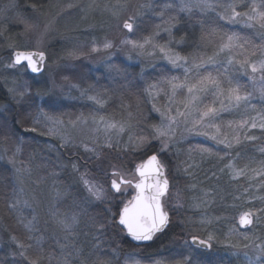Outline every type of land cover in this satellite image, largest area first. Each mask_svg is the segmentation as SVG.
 Segmentation results:
<instances>
[{
	"label": "rangeland",
	"instance_id": "374dc122",
	"mask_svg": "<svg viewBox=\"0 0 264 264\" xmlns=\"http://www.w3.org/2000/svg\"><path fill=\"white\" fill-rule=\"evenodd\" d=\"M33 1L35 2V4H33L36 5V8L32 9L29 6L27 10L29 8L31 11L26 15L24 14L26 22L30 25H34L31 31H25L23 25L15 21L17 12H27L25 9L19 11L17 8L13 9L11 7L12 4H16V0H5L3 5L2 3L0 4V33L7 26L11 27L10 29H13L12 26H15L21 37L18 47L24 48L25 50L44 51L47 53L43 72L38 76H33V79L27 78V83L29 86L33 84L35 91H33L32 88L30 90V95H27L21 102L23 103V101L27 99L28 102L26 105H28L29 101L34 98V95H36L38 91L42 93V95L36 96L34 101L42 103L47 102V108L49 105H58L62 102H69V104L75 102V107L71 108L73 112L69 111L66 114V116L71 118V122L64 123L61 118L53 116V114L50 113L48 114L62 122V132L60 134L71 141L67 146H62V141L59 139L58 135H49L47 133V129L51 128L52 125L46 122L43 117H40L39 111L34 114L32 125L36 128L35 132H38L44 137L49 152L56 154L60 151L77 162V164H70L71 171L74 172L76 176V184L83 191L84 198H87L92 204L98 206L97 210L101 212L99 227L103 225V231L100 232L104 233V235L109 238L108 241H111L113 244L111 248L118 251L122 247L123 239L126 235L121 228L118 229L119 226L116 223L117 215L114 214H117L118 208L123 206V203L131 199L134 190L132 186H128L126 191L114 193L109 187L111 176H105L104 172L111 173L113 169L110 166L115 165L116 169L124 173L127 178L135 180L134 168L135 165L141 161L143 156L139 153L126 150L129 135L134 134L133 127L130 132L125 131L123 134L117 135L112 131L106 132L104 130L105 125L100 123L101 119L107 122L127 121L129 113H131L133 119L137 112V109H135L136 112L129 110L133 105L135 108L137 107V99H131L133 104L131 105L128 103L130 100H124L120 93L114 94V89H120L123 85L122 77L118 76L119 73L126 69V71L129 72V77L135 75L138 81L139 77L141 80L146 76H152V78L156 79L151 85H147V77L144 79L145 81H143V83L140 81L142 90L143 87L146 89L147 107L148 111H150L151 119L149 122L146 120L143 121L141 126L142 131H140L139 134H149L151 131L150 126L161 124L162 117L160 113L166 112L170 106L171 88L166 82V79L172 76H178L181 80L184 79L183 68L172 66L169 61L164 58V55L160 53L157 48L153 47V45L167 44L170 49L188 58L189 62L185 64L184 67H191L193 62H199L197 59L198 57L212 56L214 52L217 51L220 43V36L222 32L226 33L225 29H232L234 31H239L241 35L250 36L252 37V42L257 45L261 43V40L258 36L254 35L255 29H243L240 25H229L225 22H219L212 27L210 21L215 19V13L202 15L198 11H194L190 17L189 14L179 11L180 0H49L48 2L45 1L44 5H42L41 0ZM219 2L226 5L230 0H219ZM262 2H264V0H246L249 8L252 3L260 5ZM164 4H171L173 7L165 11L164 15L161 17L159 13ZM142 5L151 6L142 7ZM238 10L243 11L247 9L242 8ZM216 11L220 12L222 9L217 8ZM169 16H176L179 20V24L172 29L175 40H179L181 37L184 38L183 43L179 45L174 41L169 43L170 37L168 33L164 31V29L169 26L167 24ZM130 17L135 20L132 32L124 29L122 26L123 22L129 20ZM196 20L204 21L203 25L201 26L195 23ZM144 27H146L145 30H143ZM213 28L217 29L216 33L214 35L211 34L210 39L206 40L204 43H200L202 30L210 34ZM142 30L144 31L143 33ZM230 32L232 31H228L227 33ZM123 40H135L140 43L148 40L150 44L146 45L143 50L132 49L131 46L121 45V41ZM106 41H111L113 43L112 49L105 50L103 48V44ZM12 46L13 45H8L7 48V52H9L8 61L1 63L2 57H0V71L2 69L4 72H7L6 76H11L12 74L13 77L14 75L12 72L18 71V73L21 74V76H18L26 78L29 74L25 67H7L12 62L11 52L15 49ZM93 46L97 47L99 51L93 52ZM251 51V48L246 52L237 50L231 53H222L216 58L226 64L229 58L243 60L246 56H249ZM260 58L261 56L259 53L255 56H250L252 61H257ZM109 64L117 66L120 71H109ZM206 71H212L213 75L216 74L215 69L210 66H206V69L202 70L201 74H205ZM229 74L234 77V83L239 82V84L242 85V93H249L251 99L247 104H241L238 108H232L228 112L221 113L214 123L220 124L222 126V131L229 138H232L233 135L238 132L242 138V143L247 142L243 141V136L245 134L254 137L264 136V129L259 127L255 129L245 128L234 130L235 124L241 120L254 119L256 123L259 124L260 118H264V112L262 113L255 107L257 103L262 102L264 104V98H262L258 92V89L264 86V84L260 83V77L264 74L259 72L252 74L250 68L247 74H245L244 70L239 67V64L232 65L229 69ZM192 75H195V73ZM252 75L256 76L255 85L250 79ZM6 76L5 78L7 79ZM189 79H191V76ZM7 81L13 83V81L17 82L18 79L9 78ZM23 84H26V82L23 81ZM228 87V85H225V89ZM88 96H96L101 103L97 104L95 101L88 99ZM116 98H119L122 104L127 103L125 105L126 108L117 103L116 108L118 110L111 109L109 105L112 104V102L114 103ZM212 99L213 97L211 96L203 98L198 107L203 108L204 105L211 104ZM187 101L188 94L186 89L182 92H178L171 102L173 111L168 113V115H175V109L184 111L183 104L187 103ZM153 105L160 111H154ZM2 106L3 104H0V112H2ZM66 106L68 105H63V107ZM216 106L219 105L217 104ZM34 108L35 105L25 106V112H31ZM229 113L230 115H228ZM36 120L39 121L38 125ZM83 120H86L87 123H82L81 121ZM178 120H180L179 125H174L175 137L165 151L159 152L158 150L161 144L157 141H153V143H156L155 152L159 155L160 159L161 156L166 158L167 167L170 170H172L173 167L172 162H170L173 156L172 154L180 153L179 147L180 145H185V143H192L196 146L204 145L206 147L219 148L223 154L227 151L229 155L232 154L234 148L239 146L237 145L233 149H225L224 146L215 145L214 142L202 135H190L184 131L183 120L180 118H178ZM93 121H96V123ZM164 122L166 123V120ZM131 123H133V121H131ZM230 123L233 127H229ZM109 139H111L114 144L119 141L118 145L112 149L102 147L106 145ZM37 144L42 145L39 139H37ZM93 144L96 145L98 151H101L102 148L101 159H96L91 152H86L84 150L85 145L91 148ZM260 148H264V145L256 147L258 151ZM103 150H112L115 155H105L104 157L102 155ZM107 154H111V151ZM10 158H13L12 155L7 154L2 146H0V159L4 160L9 166L11 170V182L15 188V198H13L12 201L26 209L29 215H31V219L35 216L37 218L36 221L40 220V224H43L42 226L46 224L47 227V224L51 223L52 225L49 226L51 229L48 227L47 229L62 240H64L65 233L61 230L60 226L53 220V222H46V217L44 215L48 214L49 219H52L50 211L54 208H58L61 215L68 216H71L76 210V213L80 216V222L75 228L74 237L68 242L73 252L74 249H79L83 252V256L80 257L78 263L87 264V260L92 259L94 248L90 244L87 233L89 216L84 214L82 204L79 205L80 201L74 200V202L77 201L78 203H73V210L72 208L60 210V207L56 206V204H58L62 198L71 195L70 191L51 178L45 180V178L39 175V172L41 174L44 173L35 162L32 161L20 166V164L14 160L15 164L13 166L8 163ZM73 165L78 166V171L73 170ZM16 168L21 169V173L18 177L15 172ZM185 168L186 166L184 164L178 167L176 165L173 167L174 172H167L170 178L172 175V179H176L173 184L171 183L168 194L164 197L166 201L165 209L167 211L172 208L175 211L181 209L183 196L180 188L181 183L178 181L177 177L184 175L182 172ZM36 172L40 181L35 177ZM58 173L59 172H57V174ZM70 173L71 172H69V174ZM81 176L103 187L105 191V199L103 201H96L89 195L86 186L81 180ZM249 177L253 180H264V175L257 176L254 172ZM24 181L31 184L32 188L27 186ZM256 182H258V180H256ZM20 189H23V193H21ZM57 190L62 194L68 193V195L57 200ZM24 200H28L31 207H26L23 204ZM196 201H199V199ZM199 203H202V200L199 201ZM43 230H45V228ZM5 235L0 225V247L2 245L6 248L8 247L7 250L13 255V253L18 251V242H14ZM156 236H158V234L155 235V237ZM190 236L193 235L185 234L184 240L188 241ZM207 237L208 236H205L203 238L207 239ZM182 240L183 238L178 236V242ZM253 243V241L249 240L247 244L248 247H243L241 249L230 247L228 251L234 255L239 254L243 260L248 262V257L253 259L256 258L255 251L252 247ZM141 252L142 250L139 248H132L129 252L131 255H123L127 254V252H123L120 258L121 256L123 257L120 261L118 260L117 264H136L137 261L139 264H156V262H159V264H166L159 260L151 261L146 257H141ZM78 258L75 257L74 254L71 260H76ZM19 261L22 262V264H26L20 259Z\"/></svg>",
	"mask_w": 264,
	"mask_h": 264
},
{
	"label": "trees",
	"instance_id": "16d2710c",
	"mask_svg": "<svg viewBox=\"0 0 264 264\" xmlns=\"http://www.w3.org/2000/svg\"><path fill=\"white\" fill-rule=\"evenodd\" d=\"M41 1L42 5H44L45 1L48 2L49 0ZM1 3L3 5L5 0H0V4ZM33 3L35 4L33 0H16V5H18L17 9L19 11L22 9L27 11L25 13L21 11L23 15L31 11L29 8L27 10V7H31ZM214 25L216 24H212L211 26L214 27ZM10 28L11 27L7 26L0 33L1 63L9 60V52H7L8 45H13L12 47L15 49H24L18 47L21 37L17 27L12 26L13 29ZM145 29L146 27H144L143 30ZM143 30L142 33L144 32ZM225 31L234 30L225 29ZM223 33L224 32H222V34ZM210 37L211 34L202 30L199 42L204 43L206 40L210 39ZM6 73L7 72L1 69L0 104H3V106L2 112H0V122L6 121L9 127H11L12 117L15 116L17 120L21 121L22 129H31L34 127L32 123L34 114L38 111L37 106L42 107L46 113L61 118L64 123L71 122V118L66 116V114L72 111L71 108L75 107V102L70 104L69 102H62L58 105H49L47 108V102H35L36 95H34V98L32 96L33 99L28 103V105H35L34 110L25 112V106H28L26 105L28 100L26 99L23 103H17V100L13 98L14 93L8 92L7 89L15 88L17 92L23 91L25 86V84H23L24 81L31 90L33 84L29 86L27 78L33 79V76H26L25 74L26 78H21V74H19L18 71L12 72L14 77L12 74L11 76H6ZM118 76L122 77L123 85L120 89L115 88L114 94L120 93L124 100H130L128 103L131 105H133L131 99H137V107L135 108L133 105L134 108L132 106L129 110L136 112L135 109H137L135 117L132 119V125L133 133L139 134V132L142 131L141 126L143 121L146 120L149 122L151 119L150 111H148L147 107L146 89L143 87L142 90L140 87V81L143 83L147 76L141 80L139 77L138 81L135 75L129 77V72L126 71V69L120 72ZM9 78H17L18 81L10 83L7 81ZM155 80L156 79L152 78V76H148L146 80L148 82L146 83L147 85H151ZM33 91H35L34 88ZM117 103L126 108L125 105L127 103L122 104L119 98H116L114 103L112 102V104L109 105L110 108L118 110L116 108ZM63 105L68 106L63 107ZM255 107L262 113L264 112V104L262 102L257 103ZM228 115H230V113ZM17 136L23 141L22 144L19 143L16 137L7 135V129H0V146H2L3 150L6 151L7 154L12 155L13 159L16 160L20 166L32 161L35 162L44 173L41 174L39 172V175L45 178V180L51 178L70 191L71 195L62 198L58 204H56V206L60 207V210H68V208H72L73 210V203L77 204L80 201L79 205L82 204L84 214L89 216L87 233L90 244L94 248V252L92 259L87 260V264H93L97 255L109 261L110 264H117L118 260L120 261L123 257L121 256L120 258L123 252H127V254L123 255H131L129 252L132 248L141 249V257H146L151 261L159 260L166 264H184V258L189 255L192 256L194 261L199 262V264H248L239 254H231L228 249L230 247L241 249L248 244L249 240L257 244L264 241V212L258 213L260 217L259 221L246 229H241L236 221L239 213L242 211H246L249 208L253 210L264 209V200L261 199V197H264V180H253L249 177L253 173V169H259L262 162H264V153L256 149V147L264 145L263 135L256 137L255 141H247L239 144V146L232 150L231 156L228 155L224 159L220 158L224 157L225 154H223L219 148H212L213 152L218 153V155L202 156L197 150L198 146L192 143L180 145V153H173L170 162H172L173 167L176 165L178 167L182 164H184L186 168H188L189 165L192 166L187 173L183 170L182 173L184 175L177 177L178 181L181 183L180 188L183 196L181 209L177 211L173 208L168 210L170 216L168 227L163 232L159 233L150 243L135 245L130 242L128 238L124 237L123 245L118 251L111 248L113 244L111 241H108L109 238H107L104 233L100 232L103 230H100L99 227L101 212L97 210L98 206L92 204L87 198H84L83 191L76 184V176L75 173L71 171L70 164H77V162L60 151L56 154L49 152L44 137L38 132L28 131L24 133L20 131L17 133ZM37 139L41 141L42 145L37 144ZM18 145H20L21 151L13 156ZM200 146L206 147L204 145ZM110 151L111 154H107ZM155 151L156 143L154 142L152 150L148 151L146 155H143L141 161ZM112 154L115 155L112 150H103L102 155L105 157V155L110 156ZM161 161L165 164L166 173L174 172L173 167L172 170L167 167L166 158L161 156ZM230 161H234L237 168L244 169L245 175L233 178L232 174L227 170L222 171V169H225V165ZM57 172L59 173L57 174ZM69 172L71 173L69 174ZM167 176L169 177L170 185L176 181V179H172V175L171 178L169 174ZM35 177L39 180L37 172ZM256 180H258V182H256ZM24 182L27 186L32 188L31 184L26 183V181ZM13 198H15V188L11 182V170L7 163L0 159V225L2 231L6 234L5 236L11 238V240L14 236L18 243H23L25 245L32 244L33 248L29 249L27 255L30 259H39L40 264H63L67 252L72 251V249L69 247L62 251L61 245H63L65 241L47 229V227L51 229L49 227L52 225L51 223H48L46 227V224L42 226L43 224L41 225L39 220L36 221L35 231H27L21 223V218H24L26 222L31 219V215H29L26 209L15 204L12 201ZM197 199H199V201L202 200V203L196 201ZM74 200H78V202H74ZM121 207H119L117 211H119ZM74 212L76 213V210ZM44 216L46 217V222L52 221V219H49L48 214ZM44 228L45 230H43ZM234 228L236 231L233 232L232 229ZM118 229H120V227H118ZM185 234H192L201 238L209 236L210 234L214 235L215 240L212 242V249L208 251L192 247L190 244L185 243ZM178 236L182 237L183 240L178 242ZM37 238H41L39 252L35 250V240ZM7 248L4 245L0 247V264H22V262L19 261L20 258L10 254ZM81 256H83V252ZM80 257L76 260L70 259L69 264H79L78 261Z\"/></svg>",
	"mask_w": 264,
	"mask_h": 264
},
{
	"label": "snow or ice",
	"instance_id": "6c2138e0",
	"mask_svg": "<svg viewBox=\"0 0 264 264\" xmlns=\"http://www.w3.org/2000/svg\"><path fill=\"white\" fill-rule=\"evenodd\" d=\"M150 7L151 5H142V7ZM13 9L17 8L18 5L12 4ZM171 4H164L159 15L162 17L165 11L172 9ZM32 9L36 8V5H31ZM221 8L222 11L217 12L216 9ZM247 9V10H238V9ZM179 11L191 15L194 11H198L200 14L215 13V19L210 21L212 24H217L219 22H225L229 25H240L243 29H255V36H258L261 40L260 44H254L252 42V37L247 35H241L239 31H232L230 33H223L220 36V43L218 45L217 51L214 52L212 56L207 57H198L199 62H193L191 67H184L187 64L188 58L185 56L179 55L178 52L173 51L165 45H153L157 48L160 53L164 55L169 63L176 68H183L184 70V79L181 80L178 76H172L166 79V82L170 85L171 88V97H170V106L166 112H161L162 122L159 125H151L149 134H130L126 150H131L135 153L146 155L148 151L153 148V141H157L161 144L159 152L165 151L170 142L175 137V128L174 125H179L180 120H183L184 131L188 134L202 135L207 139L214 142L215 145H222L225 149H233L237 145L242 143V138L238 134L233 135L232 138H229L223 131L222 126L218 123H214L220 114L223 112H228L232 108H238L241 104H247L251 95L249 93H242V85L239 82L234 83V77L229 74V69L234 64H239V67L244 70L247 74L248 69L252 74L262 73L264 74V2L260 5L255 3L251 4L249 8L246 0H230L226 5L221 4L219 0H180ZM15 21L23 25L25 31H31L34 28V25H30L26 22L24 15L21 12H17L15 16ZM135 20L130 17L129 20H125L123 23V28L127 29L129 32L133 31ZM195 23L203 25L204 21L196 20ZM169 25L164 29L170 37L169 43L173 41L179 45L183 43V37L179 40H175L172 29L179 24V20L176 16H169L167 20ZM217 31L216 28L211 30L210 34H215ZM150 41L145 40L143 43L137 42L135 40H123L121 45L131 46L132 49H145L146 45H149ZM105 50L112 49L113 43L111 41H106L103 44ZM249 48L252 49L249 56H246L243 60H235L229 58L227 63L219 61L216 57L222 53H231L237 50L241 52H246ZM93 52L99 51L95 46L92 48ZM257 53L260 54L261 58L257 61H252L250 56H255ZM130 58V57H129ZM45 53L43 51H15L13 60L11 64L7 67L16 68V66H23L33 74H40L43 72L44 68ZM206 66H210L215 69L216 74L213 75L212 71H206L205 74H201L202 70L206 69ZM109 71H117L120 69L112 64L108 65ZM195 73V75H192ZM191 76V79L189 77ZM251 81L255 85L256 76H250ZM260 83L264 84V75L260 77ZM225 85L229 87L225 89ZM186 89L188 94L187 103L183 104L184 111L175 109V115H168L173 111L171 107V102L174 100L178 92H182ZM8 92L14 93L13 98L17 100V103H20L27 95H30V89L25 84L24 90L17 92L15 88H8ZM259 95L264 98V86L258 89ZM86 94V93H82ZM42 93L39 91L36 93V96H40ZM208 96L213 97L211 104L204 105L203 108L198 107L202 102L203 98ZM88 99L95 101L97 104L101 103L96 96H88ZM219 106H216V105ZM38 107L40 117H43L44 120L52 125L51 128L47 129L49 135H58L59 139L62 141V146H67L71 141L66 138L64 135H61L62 132V122L58 119H55L53 116L48 115L42 107ZM154 111L159 112V109H156L153 105ZM79 119V118H78ZM166 120V123L164 122ZM132 115L129 113L127 121L120 122H107L101 119L100 123L105 125L104 130L106 132L112 131L117 135L123 134L125 131H131L133 127ZM82 123H87L86 120L81 121ZM96 123V121H93ZM37 125L39 121L36 120ZM229 127H233L230 123ZM261 128L264 129V118H260L259 124L256 123L254 119L252 120H241L235 124L234 130H241L245 128ZM0 129H7V135L16 137L20 144L23 141L20 140L17 133L23 131L27 133L28 131H36V128L32 129H22L21 121L17 120L16 117H12V126L5 122H0ZM256 137L254 136H243V141H255ZM119 141L114 144L111 139H109L106 145L102 147H107L112 149L118 145ZM84 150L86 152H91L96 159H101V151L97 150L95 144L91 148L85 145ZM197 150L201 153L202 156H212L218 155L214 153L211 147L198 146ZM21 148L16 147L13 156L16 153H19ZM259 151L264 153V148H260ZM229 153L226 151L224 159ZM239 155V154H237ZM9 164L14 166L15 161L13 158L8 160ZM113 171L111 173L104 172L105 176H111L110 179V189L114 193H121L126 191L128 186H133V179H129L122 173L120 170L116 169L115 165L110 166ZM192 167L189 165L188 168H185V172L189 171V168ZM73 170L78 171V166L73 165ZM233 175V178L245 175V170L236 167L234 161H230L225 165V169ZM165 164L161 161L159 155L156 152H153L152 155H148L147 159L142 160L139 164L135 165L134 168V188L136 190V195L132 197L131 200H128L126 203H123V207L119 209L117 214L118 225L121 226L126 233L131 236L136 241H150L153 237L164 231L169 223L170 217L169 213L165 210L166 201L164 197L168 194L169 191V181L166 178L165 174ZM15 172L17 177L21 173L20 168H16ZM255 175L260 176L264 175V162L259 169H253ZM81 180L86 186V189L89 195L96 201H103L105 199V191L103 187L91 180L84 179L81 176ZM23 193V189H20ZM68 195V193H61L59 190L56 191V198L60 200L63 196ZM264 200V197H261ZM23 204L26 207H31V204L28 200H24ZM14 206V205H13ZM110 211V209H109ZM264 212V209L253 210L249 208L246 211L239 213L237 224L241 227L251 226L254 223L258 222L260 217L258 213ZM50 216L52 220L58 224L61 230L65 233L64 240L65 243L61 245V249L66 250L71 245L68 243L74 235L75 228L80 222V216L77 213H73L71 216L61 215L58 208H54L50 211ZM37 218L32 217L31 220L25 222L24 218H21V223L24 228L33 232L36 230ZM100 230H103V225H100ZM236 231V229H232ZM247 238V237H245ZM12 240L15 242L16 238L13 236ZM215 240L214 235H209L207 239H199L197 236L193 235L191 237V245L198 249L208 250L212 249V242ZM185 243H189L186 241ZM41 238L35 240V250L40 251ZM98 247V246H97ZM248 247V245H245ZM256 258L253 259L248 257V264H264V241L256 244L255 242L252 245ZM33 245H25L23 243L17 244L18 251L13 253V256H18L21 260L25 261L26 264H40L39 259H30L27 255L29 249H32ZM75 257H80L82 252L79 249H74L73 251L67 252V255L64 258L63 264H69V260ZM247 255V254H246ZM93 264H110L109 261L101 258L97 255L96 260L93 261ZM136 264H139L137 261ZM159 264V262H156ZM184 264H199V262L194 261L192 256L189 255L184 258Z\"/></svg>",
	"mask_w": 264,
	"mask_h": 264
},
{
	"label": "water",
	"instance_id": "95a60500",
	"mask_svg": "<svg viewBox=\"0 0 264 264\" xmlns=\"http://www.w3.org/2000/svg\"><path fill=\"white\" fill-rule=\"evenodd\" d=\"M124 23V22H123ZM122 26H123V24H122ZM127 30V29H126ZM17 50H19V51H36V50H22V49H15V50H13L12 52H11V59L13 60V56H14V52L15 51H17ZM45 53V52H44ZM45 61H46V53H45V60H44V63H45ZM27 70V69H26ZM43 70H44V68H43ZM27 72L30 74V75H33V76H37V75H39V74H33V73H31L29 70H27ZM41 74V73H40ZM153 154V153H152ZM152 154H150V155H152ZM145 159H147V157L145 158ZM144 159V160H145ZM139 164V163H138ZM164 174H165V176H166V172L164 171ZM166 178H167V176H166ZM168 179V178H167ZM169 181V180H168ZM134 183H135V180H133V195H132V197L133 196H135L136 195V190H135V188H134ZM169 186H170V184H169ZM109 187H110V185H109ZM132 197H131V199H132ZM130 199V200H131ZM123 207V206H122ZM121 207V208H122ZM166 210V209H165ZM167 211V210H166ZM168 212V211H167ZM118 219H119V216L117 217V219H116V222H118ZM237 219H238V217H237ZM118 224V223H117ZM241 229H246V228H249L250 226H247V227H241V226H239ZM120 228L123 230V232H124V234L126 235V237L133 243V244H135V245H143V244H148V243H150L152 240H150V241H136V240H134L131 236H129L127 233H126V230H124L121 226H120ZM163 232V231H162ZM159 233H161V232H159ZM158 234V233H157ZM196 236V235H195ZM155 237V236H154ZM153 237V238H154ZM191 237L192 236H190L189 238H188V241H189V243H190V241H191ZM199 239H204V238H201V237H199V236H197ZM190 245H191V243H190ZM191 246H193V245H191ZM194 247V246H193ZM203 250V249H202Z\"/></svg>",
	"mask_w": 264,
	"mask_h": 264
}]
</instances>
